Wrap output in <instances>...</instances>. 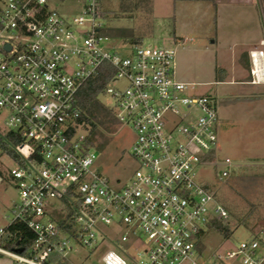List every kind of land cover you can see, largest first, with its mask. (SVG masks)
Listing matches in <instances>:
<instances>
[{"label":"built area","instance_id":"obj_1","mask_svg":"<svg viewBox=\"0 0 264 264\" xmlns=\"http://www.w3.org/2000/svg\"><path fill=\"white\" fill-rule=\"evenodd\" d=\"M53 1L0 0V115L7 113L13 137L5 141L15 164L8 178L20 194L0 243L16 223L35 237L24 254L1 246L0 254L18 264H133L124 244L140 247V264H264L260 236L211 261L193 260L214 221L228 219L197 173L214 164L221 123L214 98L175 79L176 49L105 48L99 0H76L78 15L56 11ZM255 54L260 63L264 53L251 52L258 78ZM104 63L115 71L103 91L115 102L114 118L135 134L137 170L122 187L94 169L89 126L79 122L78 95ZM119 81L126 87L112 86ZM120 230L121 239L110 234Z\"/></svg>","mask_w":264,"mask_h":264},{"label":"rangeland","instance_id":"obj_2","mask_svg":"<svg viewBox=\"0 0 264 264\" xmlns=\"http://www.w3.org/2000/svg\"><path fill=\"white\" fill-rule=\"evenodd\" d=\"M50 6L68 15H78L83 9L76 0H54ZM104 11L107 28L124 33L109 36L103 47L126 55L123 51L131 49L133 39L138 44L175 48V79L198 85L196 93L217 101L221 125L216 158L214 164L197 168V173L198 180L214 193L216 202L227 212L228 219L221 222L229 227L230 234L227 236L215 225L211 226L202 238L201 256L194 254L193 260L197 263L211 261L218 253L235 250L244 240L264 237V164H248L264 160V118H259L264 114V101L228 108L229 89L233 87L217 84L228 81L235 73L239 76L242 72L240 58L244 62L249 48L264 40V0H112L104 3ZM244 67L249 70L247 63ZM112 86L123 89L126 84L119 81ZM98 103L106 111L93 109L97 116L92 120L96 126L92 135L97 153L94 169L109 178L115 187H122L131 181L137 170L132 157L135 134L130 127L115 120L112 112L115 102L110 94L102 92ZM246 115H250L248 120ZM6 123L7 113H3L0 115L3 136L8 131ZM7 155L0 149L3 173L0 227L8 224V217L12 218V210L20 198L15 184L8 178L7 170L15 164ZM228 160L230 164L226 163ZM224 172L228 175L224 176ZM110 234L121 239L123 230ZM142 238L145 241V237ZM107 243L109 249L117 250ZM121 246L128 251L133 264L146 259L140 247ZM69 258L73 263L78 261L76 255Z\"/></svg>","mask_w":264,"mask_h":264},{"label":"trees","instance_id":"obj_3","mask_svg":"<svg viewBox=\"0 0 264 264\" xmlns=\"http://www.w3.org/2000/svg\"><path fill=\"white\" fill-rule=\"evenodd\" d=\"M106 1L112 0H99L101 9L103 11V15L105 17L106 12L104 11V3ZM116 1H127V0H116ZM192 1V0H189ZM200 1V0H197ZM205 1V0H203ZM123 31L118 29H109L106 26V29L103 31V34L107 37L109 36H123ZM139 42L132 39V44L138 45ZM115 73L114 69L109 63H104L100 73L95 78L89 80L78 95V105L82 110L81 117L79 122L85 127L92 125V129L90 128L89 137H88V145L92 148H95V143L92 140V135L95 134L96 126L92 123V120H96L97 116H95L93 109L97 108L98 111H106L104 107H102L98 103L99 95L104 91L106 85L109 83L113 74ZM108 113V112H107ZM110 114V112L108 113ZM13 137L10 134L3 136L0 134V149L4 150L8 155L13 156V153L8 147V144L5 141L11 142ZM0 178H3V173L0 171ZM213 225L218 228L225 235L230 234L229 227L219 220L214 221ZM35 237L31 230L27 228L22 223H16L13 226L9 227L7 230V235L5 239L0 243V246L11 251H15L20 254H24L34 243ZM201 245L199 246V249ZM0 257H3L0 254Z\"/></svg>","mask_w":264,"mask_h":264},{"label":"crops","instance_id":"obj_4","mask_svg":"<svg viewBox=\"0 0 264 264\" xmlns=\"http://www.w3.org/2000/svg\"><path fill=\"white\" fill-rule=\"evenodd\" d=\"M264 40H261L259 45H254L253 47L249 48V51L247 52V57L245 58V61L242 62V57L240 58L239 63L241 62V71L239 73V76H237V73L232 75V77L228 81L223 82H217V84L222 85H228L230 87H233L229 89V96H231L228 101V108H231L232 106L236 105H242V104H256L257 102H263L264 101V57H260V68H262V76L255 78L252 75L253 70V64L251 59V52H263L264 45L262 44ZM258 55H256L257 57ZM247 63L249 70H246L244 67V64ZM240 65V64H239ZM228 76V75H227ZM235 76V77H233ZM252 115V114H251ZM250 115H246V119L248 120ZM255 115H252V118H254ZM220 118V117H219ZM258 118V117H256ZM259 118H264V114L259 115ZM264 120V119H263ZM221 125V124H220ZM219 147V146H218ZM248 164H254V165H263L264 160H253ZM0 264H14L12 260L9 258L0 257Z\"/></svg>","mask_w":264,"mask_h":264},{"label":"bare ground","instance_id":"obj_5","mask_svg":"<svg viewBox=\"0 0 264 264\" xmlns=\"http://www.w3.org/2000/svg\"><path fill=\"white\" fill-rule=\"evenodd\" d=\"M256 55H258V54H255V57H256ZM256 64H257V68H258L259 76L261 77V76H262V71H263V70L260 69V71H259L260 65H259V62H258V60H257V57H256ZM263 69H264V68H263Z\"/></svg>","mask_w":264,"mask_h":264},{"label":"water","instance_id":"obj_6","mask_svg":"<svg viewBox=\"0 0 264 264\" xmlns=\"http://www.w3.org/2000/svg\"><path fill=\"white\" fill-rule=\"evenodd\" d=\"M7 48H9V47H7Z\"/></svg>","mask_w":264,"mask_h":264}]
</instances>
